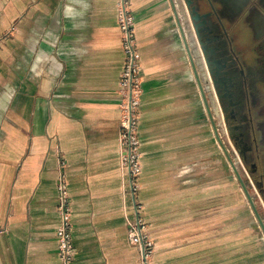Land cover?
<instances>
[{
	"label": "crops",
	"instance_id": "crops-1",
	"mask_svg": "<svg viewBox=\"0 0 264 264\" xmlns=\"http://www.w3.org/2000/svg\"><path fill=\"white\" fill-rule=\"evenodd\" d=\"M173 2L182 16V0ZM130 4L143 68L140 199L156 262L264 264L246 199L231 197V165L172 1ZM123 66L117 0H0V264H61L59 153L72 201L73 264H139L120 166Z\"/></svg>",
	"mask_w": 264,
	"mask_h": 264
},
{
	"label": "flooded vegetation",
	"instance_id": "flooded-vegetation-1",
	"mask_svg": "<svg viewBox=\"0 0 264 264\" xmlns=\"http://www.w3.org/2000/svg\"><path fill=\"white\" fill-rule=\"evenodd\" d=\"M190 6L195 17L200 13L195 22L211 62L219 121L264 208V0H190Z\"/></svg>",
	"mask_w": 264,
	"mask_h": 264
},
{
	"label": "built area",
	"instance_id": "built-area-1",
	"mask_svg": "<svg viewBox=\"0 0 264 264\" xmlns=\"http://www.w3.org/2000/svg\"><path fill=\"white\" fill-rule=\"evenodd\" d=\"M117 19L121 32V47L124 66L119 82V149L120 166L124 177L125 195L131 199L133 219L127 220L128 239L139 252V264H159L155 260L156 243L149 232L140 199L143 172L141 139L139 132L141 96L143 93V68L136 38V22L130 0H117ZM58 212L60 225L56 235L59 241L61 264H73L75 246L73 244L72 201L66 179V161L59 153ZM250 183L252 185V180ZM254 186V185H252ZM256 190V189H255Z\"/></svg>",
	"mask_w": 264,
	"mask_h": 264
},
{
	"label": "water",
	"instance_id": "water-1",
	"mask_svg": "<svg viewBox=\"0 0 264 264\" xmlns=\"http://www.w3.org/2000/svg\"><path fill=\"white\" fill-rule=\"evenodd\" d=\"M171 1H172L173 10L175 13L176 21L179 25L180 32H181V35L183 38L184 47H185V50L187 52L188 59H189V62L191 64V67H192V71H193L196 83L198 85V88H199L200 96H201L202 102L204 104V107H205L207 116L209 118V121L211 123L212 129L214 131L215 137H216L220 147L222 148L223 153L225 154L226 158L228 159V161L231 165V168H232V170L236 176V179L239 182V184L242 188V191H243L245 197L247 198V200H248V202H249V204H250V206L254 212V215L257 219V222H258L260 228L262 229V231L264 233V220L261 217V215H260V213L256 207V204H255L254 199H253V197L249 191L247 183L245 182V180H244L242 174L240 173L238 167L234 163V160L232 159V156L230 155L227 147L225 146V144L223 143V141L220 138V135L218 133V129L216 126V122H215V117L213 115L212 108L210 106V101H209L207 94L210 93V95L212 96L211 91H210V85H209L210 84L209 75H212V70L210 68L211 62H209L206 58V44H204L203 41L199 38L200 32H199V28L197 27L196 22H195L196 19H198L200 17L199 16L200 13H199V11L196 10L197 16L195 17L194 16L195 13H194L193 9L190 8L191 7L190 6V0H182L183 7L186 11V16H187L186 20H187V23L189 24L190 29H191L190 30L191 35L194 38V41H196V39H197L196 42L198 43L199 48H200V51H198V55H199V59L202 58V60L200 59V64H201L200 66L202 69L203 78L200 75V71L198 70V66L195 62L193 53L191 51V47L188 43V40H187V37L185 34V30H184V26L182 24L181 16L179 15L177 8H176V5L174 4L173 0H171ZM203 80L205 81L206 85H204Z\"/></svg>",
	"mask_w": 264,
	"mask_h": 264
},
{
	"label": "rangeland",
	"instance_id": "rangeland-1",
	"mask_svg": "<svg viewBox=\"0 0 264 264\" xmlns=\"http://www.w3.org/2000/svg\"><path fill=\"white\" fill-rule=\"evenodd\" d=\"M182 16H181V19H182V24L184 25V29L186 30V33H188L187 35L189 36V37H191L192 35H191V32H190V26H189V24L187 23V20H186V13H185V10H182V14H181ZM191 38H193V37H191ZM194 39V38H193ZM198 68H199V71H200V75L202 76V78H203V73H202V69H201V66L198 64ZM203 82H204V85H206V83H205V81L203 80ZM208 95V98H209V101H210V106H211V108H212V112H213V115H214V117H215V122H216V126H217V129H218V133H219V135H220V138H221V140L223 141V143L225 144V146L227 147V149H228V151H229V153H230V155L232 156V159L234 160V163L236 164V166L238 167V169H239V171H240V173L242 174V176H243V178H244V180H245V182L247 183V185H248V188H249V191H250V193H251V195H252V197H253V199H254V202H255V204H256V207H257V209H258V211H259V213H260V215H261V217L263 218V220H264V208L262 207V203L260 202V198H259V196H258V194L256 193V190H255V187L254 186H252L251 184H250V179H249V174H248V172H246L245 170L243 171L242 169H241V167H240V163H239V157L238 156H236L234 153H233V151H232V148L230 147V145H229V142H228V139H227V136H226V134L224 133V129H223V126H222V124L220 123V118H219V112H218V110H217V107H216V105H214V103H213V99H212V96L210 95V93H208L207 94ZM208 120H209V118H208ZM210 122V121H209ZM212 127V126H211ZM213 130V129H212ZM216 138V137H215ZM216 141H217V139H216ZM218 145H219V143H218ZM220 146V145H219ZM221 148V147H220ZM221 150H222V148H221ZM223 152V151H222ZM226 157V156H225ZM231 177H232V195H231V197L232 198H235V197H238L239 196V194L241 195V197H244V199H246V204H247V218H248V221H252L254 224V226H255V228L262 234V237H263V244H264V233H263V231H262V229L260 228V226H259V224H258V222H257V219H256V217H255V215H254V212H253V210H252V208H251V206H250V204H249V202H248V200H247V198L245 197V195H244V193H243V191H242V188H241V186H240V184H239V182L237 181V179H236V176H235V174H234V172H233V170H232V168H231Z\"/></svg>",
	"mask_w": 264,
	"mask_h": 264
},
{
	"label": "clouds",
	"instance_id": "clouds-1",
	"mask_svg": "<svg viewBox=\"0 0 264 264\" xmlns=\"http://www.w3.org/2000/svg\"><path fill=\"white\" fill-rule=\"evenodd\" d=\"M68 11H71V9H69Z\"/></svg>",
	"mask_w": 264,
	"mask_h": 264
}]
</instances>
